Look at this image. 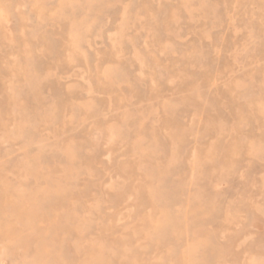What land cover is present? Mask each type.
Returning <instances> with one entry per match:
<instances>
[{
  "label": "rangeland",
  "instance_id": "rangeland-1",
  "mask_svg": "<svg viewBox=\"0 0 264 264\" xmlns=\"http://www.w3.org/2000/svg\"><path fill=\"white\" fill-rule=\"evenodd\" d=\"M0 264H264V0H0Z\"/></svg>",
  "mask_w": 264,
  "mask_h": 264
}]
</instances>
